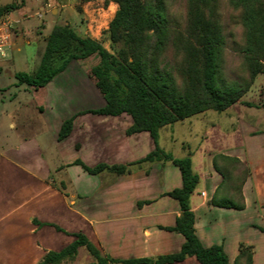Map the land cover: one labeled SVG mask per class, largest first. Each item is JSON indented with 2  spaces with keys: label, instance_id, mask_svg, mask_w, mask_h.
Returning <instances> with one entry per match:
<instances>
[{
  "label": "crops",
  "instance_id": "0c3cea01",
  "mask_svg": "<svg viewBox=\"0 0 264 264\" xmlns=\"http://www.w3.org/2000/svg\"><path fill=\"white\" fill-rule=\"evenodd\" d=\"M77 67L69 62L45 86L33 88L42 91L37 104L41 118L16 113L9 121L11 135L0 138V222L7 221L0 235V264H36L47 251L70 243L76 232L118 259L174 253L184 242L183 235L165 229L180 213L178 202L166 194L182 184L171 161L132 164L122 174H92L78 163H132L156 144L147 131L126 133L132 123L126 113L86 112L105 101L87 75L74 76ZM263 74L256 75L251 87ZM77 81L85 85L83 93L74 89ZM257 86L263 95L264 78ZM247 92L225 110L199 112L161 127L157 135L163 151L189 156L198 175L189 195L195 234L205 247L220 245L228 264L240 244L251 246V264H264V101L249 100ZM45 113L51 120L43 119ZM70 117L69 134L58 139L62 122ZM216 155L234 157L246 167L241 209L211 204L213 197L231 193L213 166ZM92 260L79 247L73 260L59 264ZM167 264L200 263L187 256Z\"/></svg>",
  "mask_w": 264,
  "mask_h": 264
},
{
  "label": "trees",
  "instance_id": "16d2710c",
  "mask_svg": "<svg viewBox=\"0 0 264 264\" xmlns=\"http://www.w3.org/2000/svg\"><path fill=\"white\" fill-rule=\"evenodd\" d=\"M108 1L117 5L107 28L111 44H118L113 52L94 38L78 35L68 24H56L46 35L36 69L31 73L17 72L15 77L18 83L40 88L72 59L96 55L98 62L88 69V77L105 103L86 112L113 116L126 113L132 120L126 133L147 131L156 147L132 163H100L94 167L78 163L88 173L108 170L122 174L129 172L132 164L171 161L179 169L182 184L166 194L178 202L180 213L175 224L165 229L183 235L184 242L174 253L118 259L102 254L85 235L76 232L71 233L74 239L70 243L47 251L36 264L73 260L79 247L93 259L86 264H167L187 256H194L200 264H228L220 245L205 247L195 234L189 195L198 175L191 168L189 156L174 157L163 151L157 145V135L161 127L199 112L225 110L248 91L257 74L264 72V0H179L183 5L182 19L176 10H171L170 2L174 0H105ZM17 7L14 3L0 5V15ZM232 11L236 12L234 16ZM234 23L242 26L243 40L239 45L233 43L232 48L241 54L245 71L226 75L225 48L233 36L229 29ZM71 126L72 117L65 119L58 139L67 136ZM213 166L231 193L223 199L213 197L211 204L243 208L241 186L247 172L244 164L234 157L216 155ZM233 264H251V246L240 244Z\"/></svg>",
  "mask_w": 264,
  "mask_h": 264
},
{
  "label": "rangeland",
  "instance_id": "374dc122",
  "mask_svg": "<svg viewBox=\"0 0 264 264\" xmlns=\"http://www.w3.org/2000/svg\"><path fill=\"white\" fill-rule=\"evenodd\" d=\"M113 1L105 0H0V5L14 3L18 7L6 11L14 23V32L10 46L6 48V57L0 60V138L11 135L9 121L12 115L25 111L29 116H37V104L42 99L41 90H34L32 87L18 83L15 77L17 72H33L39 61L45 46L46 35L56 24H68L80 36H89L101 42L110 52L118 46L112 45L108 37V23L111 20L115 9L110 5ZM181 1H171V10H176L177 15L182 19L183 5ZM114 3V2H113ZM116 4V3H115ZM231 16L236 12L232 11ZM233 34L231 41L225 48L224 72L230 71L244 73V60L239 52L232 47L233 43L238 45L243 40V29L239 23H234L229 29ZM59 61V60H58ZM57 61V62H58ZM98 62L96 55L84 59L74 60L70 63H78L75 75L88 76V69ZM264 63V58L262 60ZM264 78V74L258 78L251 89L247 92L249 100H257L259 97L264 101V94L258 90V83ZM73 87L81 93L85 85L81 81ZM86 100L82 101V104ZM33 113V114H31ZM43 119L51 120L47 113ZM40 121V120H39ZM178 125V124H177ZM169 129V128H167ZM168 131V130H167ZM7 221L0 222V235L4 234V226Z\"/></svg>",
  "mask_w": 264,
  "mask_h": 264
},
{
  "label": "built area",
  "instance_id": "2783aa9c",
  "mask_svg": "<svg viewBox=\"0 0 264 264\" xmlns=\"http://www.w3.org/2000/svg\"><path fill=\"white\" fill-rule=\"evenodd\" d=\"M14 23L7 14L0 15V60L6 57V48L12 42Z\"/></svg>",
  "mask_w": 264,
  "mask_h": 264
}]
</instances>
